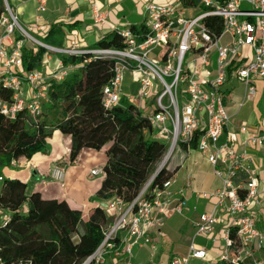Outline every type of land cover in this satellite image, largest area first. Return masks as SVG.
Wrapping results in <instances>:
<instances>
[{"label":"built area","instance_id":"1","mask_svg":"<svg viewBox=\"0 0 264 264\" xmlns=\"http://www.w3.org/2000/svg\"><path fill=\"white\" fill-rule=\"evenodd\" d=\"M34 1L37 14L33 23L25 26L11 2L2 0L0 86L10 90L12 97L7 100L0 96V112L9 119L24 110L32 121L38 120L43 103L48 101V82L62 80L73 67L60 60L48 72L23 70L22 48L26 41L63 55H78L83 51L74 39L64 47H54L35 36L41 30V16L49 0ZM88 1L93 23L106 24V12L95 0ZM142 11L144 33H134L130 26H111L124 39L123 49L89 50L115 61L113 77L101 90L102 104L106 108L120 104L124 73L129 72L138 89L128 100L136 102L139 108L142 102L152 99L153 111L147 118L156 129V136L167 144L166 161L180 144L189 146L197 132L196 149L206 157L220 180L218 188L200 194L214 197L215 208H221L227 218L220 260L231 264H263L257 253L264 248V234L256 226L252 209L259 201L258 169L250 165L245 151L236 149L235 133L227 132L222 137L230 122L227 107L233 98L228 86L230 78L244 87L238 106L255 96L256 80L264 81V0H199L196 5L188 6L183 0L146 1ZM190 12L194 15H189ZM209 17L221 19L219 32L206 24ZM24 83L30 91H24ZM239 130L248 134L245 142L248 145L264 146V120L257 134H249L245 125ZM14 164L11 161L10 165ZM100 173L99 168L91 171L94 176ZM189 181L187 175L186 182ZM150 182L128 204L119 198L105 202L106 213L113 211L112 222L102 228L103 240L81 264H104L107 256L121 254L127 257L126 264H132L129 257L134 244H148L155 250L151 233L172 212H182L185 201L175 197L172 188L175 177L152 188ZM2 213L1 221L6 218ZM216 222L213 211L201 213L195 222V234L208 236L214 242ZM121 231L123 236L119 235ZM231 233L238 240L236 247L231 243ZM127 236L131 241L126 240ZM206 253L205 247H196L191 242L187 255L173 256L169 264H187L190 258L202 259ZM0 264L6 263L0 259Z\"/></svg>","mask_w":264,"mask_h":264},{"label":"trees","instance_id":"2","mask_svg":"<svg viewBox=\"0 0 264 264\" xmlns=\"http://www.w3.org/2000/svg\"><path fill=\"white\" fill-rule=\"evenodd\" d=\"M198 2L183 0L185 6ZM3 10L0 0V15ZM205 21L214 31H220V18L209 17ZM130 28L134 33L145 32L143 23L131 24ZM38 39L60 47L63 33L60 27L52 26ZM124 47V39L115 29L83 47L78 55L47 52L41 46H36L35 50L23 46L21 67L25 71L41 69L47 53L57 55L63 64L73 67L62 80L48 82V101L43 103L38 120L32 121L24 110L14 119L0 112V176L3 167L9 166L11 161L46 153L47 139L54 130L70 138L68 165L77 160L83 148L102 150L106 160L101 167L100 186L92 196L101 204L87 212L71 206L65 199L43 198L39 191H29L28 183L18 178L2 176L0 211L6 218L0 221V259L4 263L81 264L103 240L102 228L112 222L104 208L105 202L113 198L125 204L132 202L164 156L166 142L156 136L147 115L136 105L123 98L119 105L111 108L102 104L101 90L113 77L115 61L89 50ZM0 96L10 100L12 92L0 86ZM51 114L55 117L47 128L45 122ZM197 134L194 133L189 145L192 148H196ZM180 147L187 146L180 144ZM61 160L59 158L55 165H60ZM171 176L163 166L151 180L150 188ZM230 237L236 247L238 240L234 233ZM220 264L231 263L221 261Z\"/></svg>","mask_w":264,"mask_h":264},{"label":"crops","instance_id":"3","mask_svg":"<svg viewBox=\"0 0 264 264\" xmlns=\"http://www.w3.org/2000/svg\"><path fill=\"white\" fill-rule=\"evenodd\" d=\"M146 1L162 2L164 0H95L98 7L107 15L106 24L97 26L93 23L88 0H49L46 12L41 16V30L36 31L35 36L41 37L52 26H56L60 27L63 33L60 47L66 46L71 39H74L79 46L86 47L106 32L113 30L111 26L116 28L134 24L133 19L137 16L136 13L142 12L143 3ZM10 2L19 16L28 17L25 19V26L33 23L37 14L34 0H10ZM25 45L33 50L36 48L28 41ZM59 61L57 55H45L39 71L48 72ZM233 82L243 87L236 79L230 78L229 83ZM255 86L254 97L257 96L259 90L256 81ZM23 89L25 92L30 91L27 83L23 84ZM137 89L138 83L134 81L133 75L125 72L122 81V98L137 106L136 102L128 100V97L136 94ZM231 91L233 98L227 106L230 122L222 138L227 132L235 133L236 149L238 152L245 151L250 165L258 169L259 201L252 206V209L256 214V226L264 234V146L248 145L245 143L248 134L239 130L240 126L245 125L249 134L259 133L262 130L264 117L256 120V116L249 115V110L244 105L245 101L242 106H238L242 92L239 93L240 95H235L234 89ZM152 104V99H148L141 103L139 109L143 114L149 115L153 111ZM47 145L46 153H35L30 159L19 158L13 166L3 167L1 175L18 178L28 183L29 191H39L46 199H65L71 206L78 207L84 212L100 205L101 202L93 199L92 196L100 186L102 175L100 173L94 176L91 171L96 168L101 169L106 160L103 151L83 148L77 160L72 165H68L66 159L70 146L68 136L54 130L51 138L47 139ZM59 158H62L60 165H55ZM165 166L176 179L172 187L176 193L175 197L182 198L185 206L182 212H172L165 217L160 228L151 233V238L156 244L155 250L144 243L131 246L130 262L132 264H169L173 256H186L188 246L193 242L196 247H205L207 253L202 259L190 258L187 264H220L219 255L227 222L226 214L221 208H215L216 199L214 197H203L200 194L220 186V180L214 175L213 167L202 153L191 146L185 149L177 147L167 159ZM187 175L190 176L189 183L186 182ZM211 211L217 217L212 235L214 242H211L208 236L195 234V222L199 215ZM112 213V210L107 211V215L111 218ZM2 214L0 212V221ZM119 235L123 236L124 232H119ZM126 240L131 241V238L127 236ZM257 257L263 260L264 264V248L257 253ZM126 260L127 257L124 254L111 255L106 257L104 264H126Z\"/></svg>","mask_w":264,"mask_h":264},{"label":"rangeland","instance_id":"4","mask_svg":"<svg viewBox=\"0 0 264 264\" xmlns=\"http://www.w3.org/2000/svg\"><path fill=\"white\" fill-rule=\"evenodd\" d=\"M136 15L137 16L133 19V21H134L133 23L136 24L137 26H140V24L143 23V21H144L143 11L141 13H136ZM189 15H194V13L193 12H190ZM27 18L28 17L23 18L22 16H19V21L22 24H26L25 23V19H27ZM39 70H41V69H39ZM256 85H257V87L259 89L258 90V93H257V96L245 100L244 105L249 110V112H248L249 115H251V116L253 115L254 117L256 116L257 117L256 120H258V119H263V117H264V90H261V89L264 88V81L261 80V79H258V80H256ZM228 86L230 87V89L232 88L231 90L234 89L235 95H240L239 94L240 92H242L241 95H243V90H244L243 87L238 86L234 82L233 83H229ZM54 117L55 116L51 114L46 119V122L45 123L47 125V128L50 127V124L52 123V120H53ZM238 118L240 119V117H238ZM165 156H166V153L164 154V156L162 157V159L156 164V168L159 165H161V164H163V163L166 162V160L164 158ZM164 166H165V164H164ZM151 176L149 177V179L147 180V182L142 186V188L149 182Z\"/></svg>","mask_w":264,"mask_h":264},{"label":"water","instance_id":"5","mask_svg":"<svg viewBox=\"0 0 264 264\" xmlns=\"http://www.w3.org/2000/svg\"><path fill=\"white\" fill-rule=\"evenodd\" d=\"M163 166H164V164H161V165H159V166L156 168V170H155L154 173L152 174L150 180L153 179V177L155 176V174H156V173H157V172H158Z\"/></svg>","mask_w":264,"mask_h":264}]
</instances>
